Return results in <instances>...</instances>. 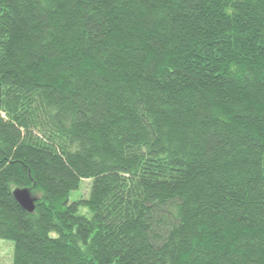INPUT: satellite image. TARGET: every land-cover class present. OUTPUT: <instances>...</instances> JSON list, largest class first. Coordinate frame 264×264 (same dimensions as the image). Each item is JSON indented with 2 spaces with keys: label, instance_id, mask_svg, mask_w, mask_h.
I'll use <instances>...</instances> for the list:
<instances>
[{
  "label": "trees",
  "instance_id": "1",
  "mask_svg": "<svg viewBox=\"0 0 264 264\" xmlns=\"http://www.w3.org/2000/svg\"><path fill=\"white\" fill-rule=\"evenodd\" d=\"M0 238L13 264H264V0H0Z\"/></svg>",
  "mask_w": 264,
  "mask_h": 264
},
{
  "label": "rangeland",
  "instance_id": "2",
  "mask_svg": "<svg viewBox=\"0 0 264 264\" xmlns=\"http://www.w3.org/2000/svg\"><path fill=\"white\" fill-rule=\"evenodd\" d=\"M90 190V180H82L79 189L71 193L70 200L87 199L89 198ZM80 213H88V208L80 206ZM14 248L12 241L0 238V264L14 263Z\"/></svg>",
  "mask_w": 264,
  "mask_h": 264
},
{
  "label": "water",
  "instance_id": "3",
  "mask_svg": "<svg viewBox=\"0 0 264 264\" xmlns=\"http://www.w3.org/2000/svg\"><path fill=\"white\" fill-rule=\"evenodd\" d=\"M13 194L16 201L24 210L28 212H33L35 210L37 198L34 197L28 189L17 188L14 190Z\"/></svg>",
  "mask_w": 264,
  "mask_h": 264
}]
</instances>
